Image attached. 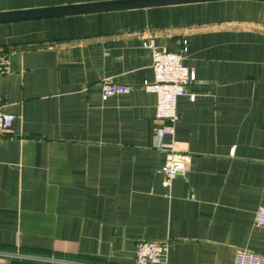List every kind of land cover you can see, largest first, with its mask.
Instances as JSON below:
<instances>
[{"label":"crops","instance_id":"0c3cea01","mask_svg":"<svg viewBox=\"0 0 264 264\" xmlns=\"http://www.w3.org/2000/svg\"><path fill=\"white\" fill-rule=\"evenodd\" d=\"M101 1L111 0H0V12ZM152 48L181 55L196 78L186 88L195 100L177 101L174 140L189 168L170 191L154 147L156 96L143 89ZM2 56L0 103L14 120L0 140L1 264H134L141 241L168 245L159 264L264 255L254 221L264 206V3L3 24ZM105 81L130 91L104 101Z\"/></svg>","mask_w":264,"mask_h":264},{"label":"built area","instance_id":"2783aa9c","mask_svg":"<svg viewBox=\"0 0 264 264\" xmlns=\"http://www.w3.org/2000/svg\"><path fill=\"white\" fill-rule=\"evenodd\" d=\"M152 71L153 81L143 85V89L156 96L154 119L159 122V126L155 130L154 147L165 153V164L161 168L162 185L170 191L175 177L187 172L189 168V156L176 146L174 137L178 120L177 101L183 96H188L191 102L195 100L196 95L188 94L186 88L193 85L196 78L194 72L184 65L181 55L166 49L152 48ZM8 72L7 58L2 56L0 57V75ZM129 91L130 87L120 83L105 81L101 84V98L104 101L127 94ZM13 120V115L5 113L0 103V140L9 131ZM165 137H169L170 140L164 142ZM233 153L234 149L231 150V155ZM254 221L256 226L264 229V206L256 210ZM167 253L166 243L141 241L136 245L134 264H159L165 262ZM4 255L22 258L19 254ZM42 260L46 261V259ZM56 263L62 262L56 261ZM233 264H264V255L238 250Z\"/></svg>","mask_w":264,"mask_h":264},{"label":"water","instance_id":"95a60500","mask_svg":"<svg viewBox=\"0 0 264 264\" xmlns=\"http://www.w3.org/2000/svg\"><path fill=\"white\" fill-rule=\"evenodd\" d=\"M227 0H111L0 12V25L28 21ZM264 3V0H251Z\"/></svg>","mask_w":264,"mask_h":264}]
</instances>
